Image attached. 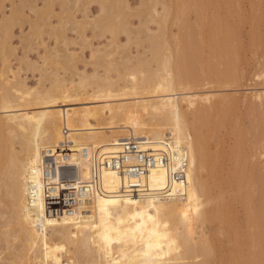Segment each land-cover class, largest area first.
Returning <instances> with one entry per match:
<instances>
[{
  "label": "bare ground",
  "instance_id": "1",
  "mask_svg": "<svg viewBox=\"0 0 264 264\" xmlns=\"http://www.w3.org/2000/svg\"><path fill=\"white\" fill-rule=\"evenodd\" d=\"M43 1L44 10L33 1L29 4L37 14V21H30L35 28L32 34L41 43L44 29L51 30L49 35L55 34L56 39L65 33L64 27L61 34L50 23L54 1ZM69 1L61 2L65 15ZM150 1L142 0L141 5L147 7L138 12L159 27L147 33L148 56L142 52L132 56L129 49L126 52L128 44L117 40L119 32L127 34L128 43L132 36L145 32L131 28L129 18L135 14H129L133 9L127 0L99 2L102 15L92 20L85 5L93 0H83L82 20L72 13L62 15L64 21H73L79 34L91 25L111 38L107 46L92 47L90 61L83 60L85 67L94 66L93 72L79 69L83 53L67 47L51 51L46 46L45 55L49 58L52 53L50 59H43L46 73L41 79L49 86L44 81L39 87L29 86L26 78H19L21 72L9 66L8 56L16 50L11 28L22 19L19 9L24 0L18 8L13 2L12 15L0 21V261L264 264V167H259L264 158V119L252 127L250 152H244V138L238 136L234 166L225 171L224 157L231 160V152L221 146L213 150L211 142L239 104L237 97L227 94L234 85L235 63L224 58L218 65L198 69L189 39L182 38L186 34H178L180 38L176 34L175 44L182 43L176 48V35L169 31L172 19L184 28L180 32L190 25L184 18L186 5L203 13L210 0L203 5L201 0ZM202 13L198 19L202 20ZM41 19L46 21L40 23ZM146 21L142 19L141 24ZM208 23L210 32L215 28L226 36L235 29L216 14ZM116 54H122L123 60L115 58ZM254 96H264V90L251 93ZM128 138L140 140L144 149L154 150L167 162L139 176L108 165L107 160L120 155L122 142ZM182 152L188 157L185 182L176 178ZM73 192H77V202L64 204V193ZM229 192L241 199L245 227L237 217L232 220Z\"/></svg>",
  "mask_w": 264,
  "mask_h": 264
},
{
  "label": "rangeland",
  "instance_id": "2",
  "mask_svg": "<svg viewBox=\"0 0 264 264\" xmlns=\"http://www.w3.org/2000/svg\"><path fill=\"white\" fill-rule=\"evenodd\" d=\"M4 1H2L3 3V7H1L2 9L0 8V18H1L0 21H3L4 17H8L7 15H9V17L12 15L11 10L13 8V2L15 3V6L21 5L19 4L21 0H4ZM32 1L34 2V4L36 3L37 8L38 7L42 8L44 3L46 4V1L44 2L43 0H36V2L34 0H30V2L24 0L25 3L21 2L24 8L20 6L22 8V11L24 10L23 11L24 15H22L21 8L19 7L20 8L19 11L22 16V19L23 18L24 19L23 20L21 19L22 21L20 20L19 22L16 21L17 23L13 24L14 25L13 27L11 26L12 27L11 28L12 46L15 47L16 50L14 49L15 50L14 54L11 53L12 55L8 56V58L11 59L10 61L12 62V63L9 62L11 63L9 66L12 65L11 67L12 68L14 67L16 69L15 70L13 68L15 71L21 72V74L19 73L20 75L19 78L21 77L22 79L26 78L27 79L26 82L28 83L29 86L38 85L37 87H39L41 85L39 84V82L44 81L41 79V76L44 79L45 75L43 74L46 73L45 70L43 69L44 67L42 68V65L45 64V60H43L44 57L48 58L47 56L48 53L46 52H48L49 50L52 51V49L55 50V48L56 50H59V49L62 50V49H66V47L72 52L73 51L78 52L80 55L83 53L82 54L83 57L81 55V58L78 61L79 69L83 70L85 68V70L89 72H93L94 66L91 65V63L90 64L88 63L89 65L87 64V67H85V64H86L85 62L91 60L90 59L91 50L95 49L98 46L104 47L108 45V43L110 42L109 40L111 38V34L108 32L102 34V32L99 29H93L91 25H88L86 29L84 30V32H80L81 34L83 33L84 38L87 37L88 41L86 43V40L85 41L82 40V35L79 34V32H76L78 30L75 29V25L73 21L66 22L64 21V19H62L63 17H67L69 13H72L75 16V19L77 18L78 20H82L83 15L85 14L84 12L85 10H82L84 8L83 0H81L82 2L80 1L79 4L78 2L76 3L75 0H70L69 3L66 2L67 4L64 3L66 4L67 10H68V14L66 12V15H65V11H63L64 8L66 10V7L64 5L62 7V3H61L63 0H53L54 6L52 7L54 8V13L50 12L51 14L49 15V18H50L49 20H51L50 23H52L53 26L55 25L58 26L57 28L59 30L57 31H59L60 33L63 32L61 30H63V27H64L65 33L63 34V36L66 35L65 36V38H67L66 41L69 40L67 42L68 46L65 44V41L63 40V36H60L61 39L60 38L56 39V37H54L55 34L49 35L51 30L48 31L44 29L46 32L44 31L45 33H43V35L40 36L44 40V43H41V39L37 37L36 35L32 34V33L35 34V30H33L35 28L31 26L33 25L32 22L30 25V21L31 20L34 22L37 21L36 12L31 11L32 9L30 8L32 7V5L29 6V4H31ZM93 1L94 2H92L91 4L89 2L85 5L86 8H88L87 13L89 15V20H92L95 17L97 18L98 16H100V14L102 15V13H100L101 5L99 2H107V0H93ZM141 1L142 0H127V3L130 5V8L133 9L129 11V14L132 11H133L132 13L135 14L133 16L131 15V17L129 18L130 19L129 24L130 26L132 25L131 28L133 30H136V31L138 29L144 30L145 32H143V34L144 36L145 35L146 36L143 37V34H140V35L133 34L136 37L132 36L133 38H132V41H130L131 43H128L127 41L128 36L126 33L119 32V35L117 38L119 43L124 44V45L128 44V46L126 47L127 49L126 52L130 50V52L132 53V56H137L138 53L140 52H142L144 56H148L149 51H150L149 50L150 42L148 41V39H146L147 33L155 32V30H158L159 28L157 23H154L153 20L149 19L150 18L149 16H146V15H144L143 17L138 16L139 10H144L147 7L146 5L142 6ZM169 1L170 0H168V2ZM203 1H204V4H206L205 3L206 0H201V2L199 1V3H202L201 5H203ZM150 2H153V0H151ZM68 5H69V9H68ZM158 5H157V8L159 10H162L161 5L159 6ZM189 5H186L185 7L186 9L185 14L184 12H182L181 14V11L180 13H178V15L181 14L179 15L181 17H183V14H184L185 21L190 24L188 25V28L185 27L186 28L185 32H180V31H183L184 28H182L181 23H180L181 25L180 27L178 25L179 22L176 23L175 21L177 20H174V19H172V21L174 20L173 22L175 23V25L171 21L170 26H169V31L170 33L173 32L172 34L175 33L174 35L176 34L181 35V33L182 35L184 33L186 34V37H184L185 36L184 35L182 38L183 39L188 38L190 41V44H188V46H189V51H194V52H190V53H193L191 56H192V61H193L194 66L200 69L201 65H205V64L218 65V63H221L224 60V58L226 59L232 58V61L235 63L234 65L236 66L237 72L235 74V79L233 83L234 85L233 86L231 85L232 87L229 86V91H227L228 92L227 94H230V96L233 95L234 98L237 97L239 104H237V106L235 105L236 107H234V109L229 112L227 123H225V125L223 123V126L220 128V130L218 129L219 131L215 133L217 134V136H220L221 142H222V139L224 142L221 144L219 142L217 143V141H219L218 139L220 138L217 137L216 135L214 136L213 141L211 142V148L213 150H216L217 147H219L220 149L221 147H223L222 150L225 151L226 153L231 152V155H232L231 160H226V158L224 157V160H225L224 168L226 171L234 166V163H235L234 152L236 149L238 136L241 135L244 138V143L241 146L244 152L245 153L250 152V150L252 149V127L256 126L257 120L260 122L261 120L264 119V104H263L264 96L251 97V93H254L259 90H264V78H263L264 72L259 73L260 70L262 71L264 69V0H210L207 7L203 8L204 9L203 13L201 11L198 13V10L200 9H198L196 12L195 6L193 5L194 6L193 7L192 4H189ZM16 7L18 8V6ZM76 7H79L80 9ZM43 8H45V6ZM183 8L184 7H182L181 9L183 10ZM14 9L17 10L16 8ZM70 9L71 11L72 10L73 11L72 12L69 11ZM50 11H52V8ZM200 13H202V15H200V17L202 16L201 17L202 20L198 19L199 18L198 14ZM215 14L217 15V17L222 18V20H224L228 26L232 27L233 29L235 28L233 32H228V36L225 35L226 32H219V30L215 28L213 29V32H210L209 30L210 27H209L208 22L213 18ZM44 16L46 17V14ZM59 18L63 20L62 23L64 25H62ZM142 19H147L144 25L141 24ZM38 21L40 23H44L46 20L41 19ZM198 21H201V22L199 23ZM196 23L198 25H195ZM187 24L185 23L184 25H187ZM45 28L49 29V26H46ZM31 34L33 35L34 38L37 37L35 41ZM172 34L171 36H174ZM188 34L190 35L191 38L188 36ZM177 35H176V38H174L175 36L173 37L175 41L173 40L174 43L173 42L172 43L174 46H176V48L178 46H179L178 48H180L182 43H180L181 45H179L178 43H177L178 45L175 44L177 42ZM180 35H178L179 38H180ZM138 40H140V42ZM43 44H46V45H43ZM46 46H47V49L49 48V50L46 49ZM182 49H183V46L180 51H182ZM51 53H49L50 57L48 59L51 58ZM43 54L44 55L47 54V55L43 56ZM125 54L127 55L128 53H125ZM121 55L120 57H122ZM219 56H221V58ZM120 57L118 54L115 55V58L117 59H119ZM117 59L116 61H118ZM83 60H85V62ZM29 62H31V64ZM35 62L38 65H36ZM1 64L2 63L0 60V67H1ZM33 65L34 67H32ZM18 66L21 68V70L22 69L23 70L21 71L17 69ZM37 66H38V70H37ZM39 66H41L40 70L42 68L41 71L43 72L39 70ZM100 70H102L101 72L103 73V69H100ZM113 75H116V74L114 73ZM44 84L49 86L50 82L45 80ZM226 89H228V87ZM254 109H256V111ZM256 163H257V160H256ZM260 164L261 166L259 167H262V166L264 167V158H260ZM228 176H229V173H228ZM232 192H233V189H232ZM232 192L228 193V197H229L230 204L232 207V217H233L232 220L235 221L236 220L235 217H237L238 222L240 221L242 224V225L240 224V226L245 227L246 225L245 208L240 202L241 199L235 196ZM150 211L151 213L154 212L153 209H151ZM261 260L264 261L263 259ZM0 264H6V262L1 260Z\"/></svg>",
  "mask_w": 264,
  "mask_h": 264
},
{
  "label": "built area",
  "instance_id": "3",
  "mask_svg": "<svg viewBox=\"0 0 264 264\" xmlns=\"http://www.w3.org/2000/svg\"><path fill=\"white\" fill-rule=\"evenodd\" d=\"M123 151L119 156H113L107 160L108 165H112L117 169L127 170L128 172L137 176L147 173L149 169L157 164L167 162V158L155 154L154 150L144 149L141 141L135 138H128L122 142ZM182 166L178 172H176V178L180 182L186 181V171L188 157L185 152L180 155ZM53 164V161L51 162ZM61 176L66 179L67 173L62 170ZM138 188V186H134ZM77 192L64 193L63 203L64 204H75L77 202ZM66 194V195H65Z\"/></svg>",
  "mask_w": 264,
  "mask_h": 264
}]
</instances>
